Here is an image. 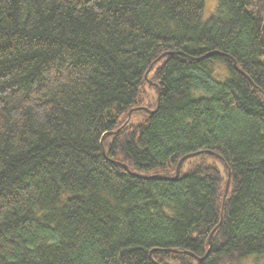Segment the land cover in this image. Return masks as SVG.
Segmentation results:
<instances>
[{
  "label": "trees",
  "instance_id": "trees-1",
  "mask_svg": "<svg viewBox=\"0 0 264 264\" xmlns=\"http://www.w3.org/2000/svg\"><path fill=\"white\" fill-rule=\"evenodd\" d=\"M217 1L0 0V264L264 255V0Z\"/></svg>",
  "mask_w": 264,
  "mask_h": 264
},
{
  "label": "water",
  "instance_id": "water-1",
  "mask_svg": "<svg viewBox=\"0 0 264 264\" xmlns=\"http://www.w3.org/2000/svg\"><path fill=\"white\" fill-rule=\"evenodd\" d=\"M262 39H263V44H264V35H263ZM165 55H166V54L162 55V57H164ZM209 55H211V54H209ZM153 65H154V64H153ZM235 65L237 66V63H236V62H235ZM240 72H242V71L240 70ZM242 73H243V72H242ZM243 74H244V73H243ZM246 77L249 78L247 75H246ZM146 78H148V75H147V74H146ZM249 80H251V79L249 78ZM149 82H150V84L153 83V82L150 81V80H149ZM155 86H156V88H157V90H158V101H159V100H160V96H161V88H160V86H159L158 84H155ZM139 109H145V110H148L150 113H154V112H155L154 110H150V109H148V108H146V107H140ZM131 115H132V111L129 112V120H130V118H131ZM129 120H128V121H129ZM200 153H202V152H195V153H190V154L185 155V156L179 161V163H178V165H177L176 175H175L174 177H170V178L173 179V180H177V179L180 177V174H181V168H182V165L184 164V162H185L187 159L191 158V157H195V156L199 155ZM206 153H208V154H215V155H217L220 159L223 160L222 156H220V155L214 153L213 151H206ZM124 167H125V169H126L128 172H130L129 167H128L126 164H124ZM151 177H153V178H159V179H168V177H165V176L160 175V174H154V175H152ZM230 181H231V171L229 170V176H228V181H227V184H226V190H225V195H224V202L226 201V198H227V195H228V191H229V188H230ZM221 223H222V221L219 223L218 226H216V228L211 232V234H210V236H209L210 250H211V248H212L213 235H214L215 231L220 227ZM169 250H170V249H169ZM186 253H187V254H190V255H192V256H195V255H193L191 252H186ZM207 256H208V253H207V255H206L205 257H203V258L196 257V259L202 261V260L205 259Z\"/></svg>",
  "mask_w": 264,
  "mask_h": 264
},
{
  "label": "rangeland",
  "instance_id": "rangeland-1",
  "mask_svg": "<svg viewBox=\"0 0 264 264\" xmlns=\"http://www.w3.org/2000/svg\"><path fill=\"white\" fill-rule=\"evenodd\" d=\"M217 5H218L217 0H206L205 18L210 17L214 13ZM223 73H226V71L223 70ZM143 119H144V114L140 113L134 115L131 121L133 124H137L141 122ZM187 168L188 165L185 167V170H187ZM241 264H264V255H250L248 257H245L241 261Z\"/></svg>",
  "mask_w": 264,
  "mask_h": 264
}]
</instances>
